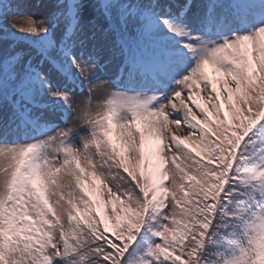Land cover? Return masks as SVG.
I'll return each mask as SVG.
<instances>
[{"label":"snow or ice","instance_id":"6c2138e0","mask_svg":"<svg viewBox=\"0 0 264 264\" xmlns=\"http://www.w3.org/2000/svg\"><path fill=\"white\" fill-rule=\"evenodd\" d=\"M43 6L0 0V264H264V0Z\"/></svg>","mask_w":264,"mask_h":264},{"label":"rangeland","instance_id":"374dc122","mask_svg":"<svg viewBox=\"0 0 264 264\" xmlns=\"http://www.w3.org/2000/svg\"><path fill=\"white\" fill-rule=\"evenodd\" d=\"M25 2L28 5L26 11L31 14H34L35 18L39 19L46 13V8L43 5L50 3V0H25ZM101 55L104 57L101 63H104V61L108 58L107 53L102 52ZM105 72L109 75V77L114 78L116 74V68L113 64H109L105 68ZM95 102H98V101L94 100V103ZM226 107L227 106L225 105V108ZM3 131L9 140L22 139L25 134V129L22 126L18 129L15 126H12L11 128L5 127L3 128ZM115 135L116 133H113L114 137ZM98 210H99V207H98Z\"/></svg>","mask_w":264,"mask_h":264}]
</instances>
